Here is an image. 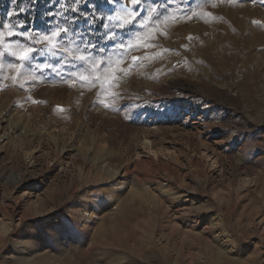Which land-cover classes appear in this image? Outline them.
<instances>
[{"label": "rangeland", "instance_id": "1", "mask_svg": "<svg viewBox=\"0 0 264 264\" xmlns=\"http://www.w3.org/2000/svg\"><path fill=\"white\" fill-rule=\"evenodd\" d=\"M5 23L55 69L0 58V264H264V0H0Z\"/></svg>", "mask_w": 264, "mask_h": 264}, {"label": "snow or ice", "instance_id": "2", "mask_svg": "<svg viewBox=\"0 0 264 264\" xmlns=\"http://www.w3.org/2000/svg\"><path fill=\"white\" fill-rule=\"evenodd\" d=\"M117 2H123V0H104L105 4H115ZM138 0H131V3L136 4ZM251 2V0H249ZM190 6V4H189ZM23 11V10H21ZM139 12V10H137ZM155 11V8L153 9ZM13 12H8L7 15L9 17L13 16ZM111 15V14H110ZM158 20V18H155ZM119 20L124 24L127 25L129 23H134L135 21H130L129 19L125 17H119ZM107 27V26H106ZM2 29H8V31L5 33L3 30H0V46H2L3 50L0 51V58L5 57L6 55H10L13 57L14 60L19 61V65L17 63H9V67L12 69H15L17 73L19 74L22 68L31 67L33 71H39V73H44L45 71H52L55 69V65L50 64L47 62V60L41 61L37 59L42 53V50L40 48L33 46H20L17 45L16 47L13 46L11 43V39L14 36H27V33L25 32H18L15 30L16 26L10 25L8 23L3 24L0 26ZM37 32V36L31 37L32 41H34V44H42L46 43L49 45L47 48L48 52H52L54 49L58 48V42L63 40L65 36L67 35L68 30L65 29H57V30H49L44 33H40L39 30H35ZM62 33L64 35H62ZM105 35L109 36L110 38L114 37V33H106ZM128 39V38H125ZM9 41L6 43L5 41ZM85 43L83 37L80 38V40L77 43V48L80 47L81 44ZM90 47L95 48V45H92L91 42H87ZM144 47H148V44H144ZM112 49H115L119 47L121 49V54H123V51H125L127 48L132 47V45H126L123 41L117 45L115 39H112V44L110 46ZM89 50L88 47L84 48V52L87 53ZM105 50L101 49V53H103ZM95 57V53L93 54V59ZM88 57L84 54H80L75 56L72 60H69V64H75L76 61L84 62ZM131 60L133 64H135L139 58L136 56H132ZM82 66L81 65H77ZM93 68H103V72L106 73L103 77L104 81L108 84L109 87H118L119 81L121 79V76H127L128 73L131 71V66H129L127 69L121 67L119 63L109 62L107 59L101 60L99 63H94ZM17 77L13 76L12 80L16 81ZM80 79L82 81H86L88 79L87 76H81ZM95 80H101V76H96ZM104 107L108 108L110 107L109 104L104 102ZM62 110V109H61Z\"/></svg>", "mask_w": 264, "mask_h": 264}, {"label": "bare ground", "instance_id": "3", "mask_svg": "<svg viewBox=\"0 0 264 264\" xmlns=\"http://www.w3.org/2000/svg\"><path fill=\"white\" fill-rule=\"evenodd\" d=\"M214 239H215V238H214ZM223 251H224V250H223ZM224 254H225L224 252L220 251V252L218 253V256H219V257H222Z\"/></svg>", "mask_w": 264, "mask_h": 264}]
</instances>
